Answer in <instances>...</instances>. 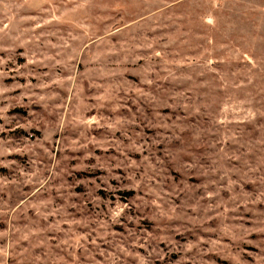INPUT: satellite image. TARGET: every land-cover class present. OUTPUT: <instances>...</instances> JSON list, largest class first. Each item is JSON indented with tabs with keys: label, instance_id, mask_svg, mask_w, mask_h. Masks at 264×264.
Segmentation results:
<instances>
[{
	"label": "rangeland",
	"instance_id": "1",
	"mask_svg": "<svg viewBox=\"0 0 264 264\" xmlns=\"http://www.w3.org/2000/svg\"><path fill=\"white\" fill-rule=\"evenodd\" d=\"M0 264H264V0H0Z\"/></svg>",
	"mask_w": 264,
	"mask_h": 264
},
{
	"label": "trees",
	"instance_id": "2",
	"mask_svg": "<svg viewBox=\"0 0 264 264\" xmlns=\"http://www.w3.org/2000/svg\"><path fill=\"white\" fill-rule=\"evenodd\" d=\"M126 194L130 195L131 194V191L126 192Z\"/></svg>",
	"mask_w": 264,
	"mask_h": 264
}]
</instances>
